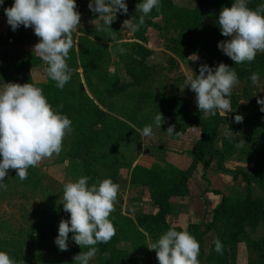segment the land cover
I'll return each mask as SVG.
<instances>
[{"label":"rangeland","instance_id":"1","mask_svg":"<svg viewBox=\"0 0 264 264\" xmlns=\"http://www.w3.org/2000/svg\"><path fill=\"white\" fill-rule=\"evenodd\" d=\"M89 2L76 0L81 21L73 33V47L66 59L73 71L59 96L74 110L70 112V109L52 107L71 120L72 131L64 137L59 155L54 154L51 158L43 159L36 167H30L27 179L23 181L16 176L15 170L10 169L4 178L6 190L0 188V251L8 253L15 264H75L74 256L88 250L82 249L72 240L73 233H69L67 251H60L55 244L59 224L54 225L53 222L64 211L61 203L63 188L69 181L75 182L86 176L90 178L89 187L104 179L119 184L115 211L109 217L115 228V235L108 242L107 253L111 264H159L155 250L150 251L147 247L149 243L156 242L171 228L187 231L191 235L202 233L212 221L222 194L234 202L246 198L247 185L241 176L235 178L234 172L238 170L253 174L256 168L257 159L239 151L225 160V168L232 173L219 170L216 159L210 158L207 180L202 178L201 170L197 169L191 178V195L171 199V212L165 222L168 227L141 228L138 218L155 215L158 208L151 197L150 188L140 182L132 183V165L148 154L155 159V168L169 176L173 175L167 168L169 158L172 160L178 156L181 159H175L180 160L182 166L189 167L185 153L194 149L199 129L187 128L181 135H175L186 121L177 114L174 106L180 100L184 107L193 112L199 111L195 102L196 94L190 86H186L185 78L189 73L198 75L199 67L206 60V55L198 46L199 42L204 41V32L212 20L207 17L200 0H173L182 11L176 16L168 15L170 18L167 20L161 15L154 19L158 28L149 27L146 33V46L153 52L147 60L151 68L139 71L135 80L128 68L134 63L133 47L138 43L136 37L139 31L123 28V21L133 19V23L139 22L141 13L129 7L136 8L142 0H125L128 13L117 12L111 29L100 32L91 23L99 17V13L94 14L89 9ZM13 3L14 0H3L0 5V90L5 83H32L42 89L48 101L59 100L54 91L48 93L47 88L52 85L53 89L56 82L47 76V65L33 52L35 44L39 42L34 29L21 25L13 31L7 23L4 9ZM113 35L115 39H112ZM17 38L20 39L18 42ZM110 45L112 51L108 50ZM93 46L99 48L98 54L103 56L102 63L107 72L110 73V69L116 72L122 85L132 82L126 91L107 94L105 90L110 80L100 81L96 77L89 79L91 90L87 87L79 50ZM118 48H124L125 53L120 54L116 51ZM18 58L23 68L20 73L16 72L14 65ZM258 73L257 84L253 85L251 80L246 83L238 80L231 90L242 106L260 114V118L254 119L255 127L248 128L255 133L250 141L251 147L256 149L264 145V112L260 111L261 105L257 103L258 98L264 99V69ZM69 90L73 93H65ZM91 91L95 93L96 100L104 101L109 111L104 109L108 117L102 124L85 129L88 125L85 113L91 107L86 97L98 104ZM75 97L79 98V102ZM159 112L164 117L161 127L154 123ZM146 125L152 126V135L142 137L135 128L142 130ZM173 125L174 134L169 135L167 129ZM236 128V132L230 131L227 126L221 128L217 142L219 147H222V139L226 136H239L247 144V138L242 136V126ZM76 149L82 150L81 157H74ZM195 173H199V177H195ZM217 191L221 195L215 193ZM211 192L215 197L205 198ZM252 193L255 198L264 199L263 178L252 184ZM218 227L204 235V256L200 258L199 264H209L208 257L217 240ZM263 236L264 223L254 233H250V238L256 241ZM95 247L98 251L89 264H106L107 258L97 245ZM256 259V252L249 249L246 242L240 243L237 252L230 256L232 264H250Z\"/></svg>","mask_w":264,"mask_h":264},{"label":"clouds","instance_id":"2","mask_svg":"<svg viewBox=\"0 0 264 264\" xmlns=\"http://www.w3.org/2000/svg\"><path fill=\"white\" fill-rule=\"evenodd\" d=\"M3 0H0V5ZM89 9L99 13L91 21L97 32L111 29L116 13H128L125 0H90ZM76 0H14L11 7L5 8L7 23L12 30L21 25L33 28L39 42L33 52L46 65L47 76L56 82V87L63 89L70 81L72 69L66 59L73 47V33L81 21V14L76 10ZM155 8L160 12V0H142L136 5V12L141 13L139 22L133 19L123 21V28L139 31L145 23V17ZM102 21V23H101ZM218 25L221 34L230 37L218 44L219 49L235 64L255 60L257 52H264V3L256 10L247 6V0H234L232 6L224 7L219 13ZM115 39V36H112ZM112 51V46L108 48ZM120 54L124 48L116 49ZM115 54V53H113ZM110 74H114L112 69ZM253 85L259 82V73L250 76ZM238 83L234 68L220 63L215 69L201 65L199 75H186L185 84L190 86L195 95V102L203 117L231 112V90ZM264 112V99L257 100ZM243 117L235 116V122L241 123ZM71 120L53 110L42 89L32 83H5L0 90V188H7L4 178L8 171L15 170L21 181L27 179L28 169L36 167L43 159L59 155L62 151L66 134L72 131ZM154 123L161 127L164 117L159 112ZM175 126H169L167 133L174 134ZM142 137L152 135V126L135 129ZM175 135H181L176 132ZM240 141L237 147H243ZM90 178L82 176L75 182L64 185L62 204L65 212L70 213V220H61L55 244L60 251L68 250L69 233L72 240L87 251L74 256L75 264H89L98 249V243L107 244L115 235V228L109 219L115 211V202L119 184L111 179L97 181L90 187ZM215 251L223 254V244L217 239ZM148 249L155 250L159 264H199L200 245L187 231L167 230L156 242L149 243ZM109 257V253H104ZM0 264H15L9 254L0 251Z\"/></svg>","mask_w":264,"mask_h":264},{"label":"trees","instance_id":"3","mask_svg":"<svg viewBox=\"0 0 264 264\" xmlns=\"http://www.w3.org/2000/svg\"><path fill=\"white\" fill-rule=\"evenodd\" d=\"M234 0H200V4L203 5L207 11V17L212 20V24L207 27L204 32V41L199 42L198 49L203 51L206 55V60L202 65H208L215 69L220 63L228 65L230 68H234L239 81L245 83L250 81V76L253 72L258 73L259 70L264 69V52L257 53L255 60L252 62L245 61L242 64H235V62L225 55L218 47L221 41H226L229 37H225L221 34V29L218 25L219 13L224 7H231ZM263 0H247V6L251 10H256ZM161 10L157 12L155 8L147 16L145 23L140 27L136 39V43L133 47L134 63L128 68L129 73L137 79L139 71H146L151 66L147 63L148 58L153 55L152 50L147 48L146 44L148 38L146 36L149 27H157V23L154 19L160 15L164 19L170 18L168 15H178L182 10L173 2V0H160ZM136 11V8H130ZM11 28V26H10ZM12 29V28H11ZM20 39L17 38L18 42ZM99 48L89 47L86 49L79 50V57L84 70V76L86 79V85L90 88L89 79L92 77L102 80H110V85L105 90V93L112 94L116 91H126L128 86L132 84L122 85L119 83L116 72L110 74L106 71L105 65L102 63L103 56L99 55ZM139 58V59H138ZM16 72L20 73L21 68L20 58L14 62ZM200 69V67H199ZM22 72V71H21ZM22 74V73H21ZM199 75V74H198ZM48 93L54 91L55 95H58L59 100H49V104L52 107H56L62 110L70 109L67 106V102L61 100L59 97L63 90L52 85L47 88ZM65 93H73L71 90ZM91 94L96 100L95 93L91 91ZM230 99L231 112L228 116L222 115L219 110L215 116L203 117L199 111H192L182 105V101L178 100L175 103L174 109L177 114L186 121L180 133L184 132L187 128L198 127L199 138L197 139L194 149L190 152L192 158V164L186 170H180L171 164H167V168L171 170V176L159 172L158 169H143L141 167H135L133 169V182H140L144 186L150 188V194L154 201V204L158 208V212L155 215H145L138 218V224L141 228L143 227H163L165 224L166 217L170 214L171 199L173 197H184L189 196L192 193L190 186L191 178L194 172L199 169L202 172V178L207 180V171L210 169V158H215L217 167L221 171L231 170L225 168V160L231 156L234 152H241L248 156H253L257 159L256 168L253 174L245 173L244 171H235V178L239 176L246 183V198L234 202L231 198L226 197L222 194L221 203L216 207L213 212L212 221L209 223L207 228L199 234L192 235L200 245V251L198 260L204 256V235L211 232L216 226H219L216 230L217 239L223 244V254H219L215 251V243L211 248L210 255L208 257L209 264H232L230 256L237 252L238 245L242 242H246L248 248L255 251L257 259L250 264H264V236L256 241L250 238V233H254L261 223H264V199L255 198L252 193V184L258 182L260 179H264V145H260L257 149L251 147L252 143L250 138L255 136L254 132H250L248 128L250 126L255 127L257 120L260 118V114H255L252 110H247L249 107H244L240 104L237 96L231 92V96L227 97ZM75 100L79 102V98L75 97ZM86 101L90 104V109L85 113L88 117V125L85 129L93 128L102 124L106 117H108V108L104 101L96 100V104L93 100L86 97ZM82 103V102H81ZM85 104V103H82ZM81 104V105H82ZM103 107V109L101 108ZM107 111H105V110ZM74 109H70V112ZM241 115L243 121L241 123L235 122V116ZM253 120H252V118ZM241 125L243 130L242 136L247 138V144H243V147H237L241 139L239 136L232 138L226 136L222 139V147L218 146V139L221 135V128L227 126L232 132H236L237 126ZM250 142V144H249ZM83 155L82 150L76 149L74 151V157H81ZM134 184V183H133ZM221 195L220 192H215ZM70 220V213L65 211L54 220L53 224H60L61 220ZM159 227V229L161 228ZM168 227V226H167ZM181 231L179 229H175ZM101 253L108 251V243L97 244ZM106 264H111L110 259L107 258Z\"/></svg>","mask_w":264,"mask_h":264},{"label":"crops","instance_id":"4","mask_svg":"<svg viewBox=\"0 0 264 264\" xmlns=\"http://www.w3.org/2000/svg\"><path fill=\"white\" fill-rule=\"evenodd\" d=\"M257 53H261V52H257ZM228 113L229 112H225V113H223L222 115H226V116H228ZM132 126V125H131ZM133 128H134V126H132ZM136 129V128H135ZM138 129V128H137ZM185 155H186V157H187V159H185V160H187V163L189 162V167H190V163H192V160H191V155H190V152H187V153H185ZM144 157H141L140 159H137L136 161H135V163L132 165V170L135 168V167H142L143 169H153V168H155V163H154V161L153 160H155L154 158H150L149 156H148V154H144L143 155ZM175 158H178V159H181L180 157H178V156H176ZM172 159V160H170V158L168 159V161H167V163L168 164H171V165H173L174 167H176V168H178V169H180V170H186V169H188L189 167H186V166H182L181 165V163L179 162L180 160H178V159ZM153 161V162H152ZM199 173H195V177L196 176H198L199 177ZM208 191H211L210 189L208 190ZM215 197L213 194H212V192L211 193H207V195L205 196V198H207V199H210V197Z\"/></svg>","mask_w":264,"mask_h":264}]
</instances>
